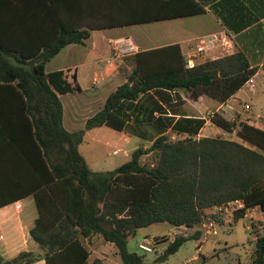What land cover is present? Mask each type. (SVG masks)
Instances as JSON below:
<instances>
[{
  "label": "trees",
  "instance_id": "1",
  "mask_svg": "<svg viewBox=\"0 0 264 264\" xmlns=\"http://www.w3.org/2000/svg\"><path fill=\"white\" fill-rule=\"evenodd\" d=\"M87 35V29L61 22L59 0H0V85L21 97L46 170L33 191L37 217L28 230L42 254L0 255V264H33L40 258L44 264H101L97 258L87 261L83 238L91 235L111 243L121 264H145L144 254L126 249L138 228L156 222L193 227L208 207L232 199L244 202L233 222L246 208L264 211V129L245 122L235 126L213 112L208 120L234 131L246 145L219 136L195 137L203 120L183 113L173 119L156 99L168 104L170 91H184L191 98L204 94L224 102L255 72L244 55L235 52L188 67L178 46L170 44L124 56L116 65L124 81L81 128L67 131L58 95L77 86L66 81L62 70L44 72V63L64 45L82 44ZM261 69L264 74V64ZM129 107L135 118L186 135L160 134L115 168L90 170L77 150L84 131L100 125L123 129ZM248 231L253 242L249 263L264 264V233L259 226ZM197 235H175L153 261L165 260Z\"/></svg>",
  "mask_w": 264,
  "mask_h": 264
},
{
  "label": "crops",
  "instance_id": "2",
  "mask_svg": "<svg viewBox=\"0 0 264 264\" xmlns=\"http://www.w3.org/2000/svg\"><path fill=\"white\" fill-rule=\"evenodd\" d=\"M59 16L63 24L88 31L82 44H66L44 63V72L62 70L66 81L77 86L58 95L65 130L81 128L85 119L101 108L106 96L124 81L116 69L118 60L109 54V41L120 37H128L138 51L176 44L184 61L194 54L195 45L204 41L205 51L194 57L195 63L235 52L244 55L249 66L255 67L252 94L241 85L220 103L204 94L191 98L183 91H170L168 104L154 93L153 96L164 107L165 115H173V119L183 113L203 120L195 137L213 136L205 130L214 125L205 115L211 108L225 119L235 122V118H240L264 129V0H59ZM89 25L97 28H88ZM21 102L11 88L0 85V255L4 259L20 251H31L38 257L42 254L28 230L37 217L33 191L46 178V170L31 140L33 128ZM125 111L129 116L121 130L100 125L84 131L77 150L90 170L115 168L128 160L132 150L148 146L160 134L167 133L171 138L186 135L135 118L133 107ZM228 139L246 145L236 136ZM250 214L264 233V211L255 208ZM95 236L94 242L99 246H113L97 235L83 238L85 246H89L87 261L92 256L91 260L97 258L101 264H108L110 259L103 252L86 243ZM196 239L198 251L205 238L200 235ZM248 243L250 250L244 261L233 253L224 258L223 264H250L253 242L250 239ZM221 251L214 252L215 256ZM33 264L44 263L40 258Z\"/></svg>",
  "mask_w": 264,
  "mask_h": 264
},
{
  "label": "rangeland",
  "instance_id": "3",
  "mask_svg": "<svg viewBox=\"0 0 264 264\" xmlns=\"http://www.w3.org/2000/svg\"><path fill=\"white\" fill-rule=\"evenodd\" d=\"M213 109L214 108H211L209 111H214ZM235 119V122L232 121L235 126L237 123L242 122L240 118ZM205 130L208 134H213V136H219L227 139L230 137L235 138L234 131H225L214 125H209L205 128ZM117 155H119V153ZM245 221L246 218L241 217L231 225L223 224L217 226V234L205 237V239L200 243V249L198 251V240L192 237L188 238L175 252L169 254L163 261H153V259L162 253L166 244L173 239L174 233L176 232V228L167 223L156 222L136 229L134 235L128 238L126 249L128 251L144 254L143 261L145 264H223L224 258H228V255L233 253L238 255L240 261H244L246 254H248L250 250V243H248V241L251 238V234L248 229L244 227ZM180 228L185 229V236H191L195 231H197L195 227L184 228V226H181ZM199 237L200 235L198 234L197 238ZM94 240H96V236L95 238L87 239L86 243L90 244V247H97L101 252H103V254L110 259L108 264H121L113 246V249L108 248L107 246H99L94 242ZM144 241L150 243V246L152 247L150 251H142L137 248V244L145 243ZM87 248H89L88 245ZM112 250L114 251V255ZM218 250L222 251L221 255L217 257L214 252ZM91 257H89L88 261L91 260Z\"/></svg>",
  "mask_w": 264,
  "mask_h": 264
},
{
  "label": "built area",
  "instance_id": "4",
  "mask_svg": "<svg viewBox=\"0 0 264 264\" xmlns=\"http://www.w3.org/2000/svg\"><path fill=\"white\" fill-rule=\"evenodd\" d=\"M222 43H226L225 39H221ZM206 43L204 41H199L194 47V54L187 56L185 58V65L192 66L195 64L194 57L205 51ZM138 51V47L128 38L120 37L113 38L109 41V54L112 59L118 60L124 56L131 55ZM246 87L248 93L252 94L254 92V81L250 76L242 84ZM214 111H207L205 113L206 118H208ZM15 208H19V204L15 205ZM244 208V202L241 199H232L218 205L208 207L205 211L206 217L198 225L193 226L197 229L202 238L208 236H214L217 234V226L223 224H232L233 217L240 209ZM257 207L246 208L243 216L246 218L244 227L246 229H251L253 226H258L257 222L252 219L251 211ZM181 226H176L175 235L185 236V229H181ZM185 228V226H184ZM192 228V227H186ZM145 240V239H144ZM145 243H138L137 248L142 251H150L152 247L150 243L144 241Z\"/></svg>",
  "mask_w": 264,
  "mask_h": 264
}]
</instances>
